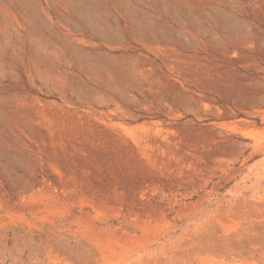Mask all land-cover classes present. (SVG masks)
Here are the masks:
<instances>
[{"label": "rangeland", "instance_id": "obj_1", "mask_svg": "<svg viewBox=\"0 0 264 264\" xmlns=\"http://www.w3.org/2000/svg\"><path fill=\"white\" fill-rule=\"evenodd\" d=\"M0 264H264V0H0Z\"/></svg>", "mask_w": 264, "mask_h": 264}]
</instances>
